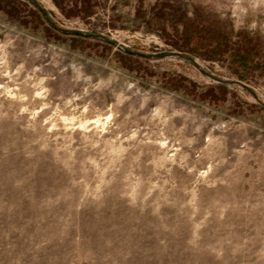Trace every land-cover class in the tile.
<instances>
[{"label": "rangeland", "instance_id": "obj_1", "mask_svg": "<svg viewBox=\"0 0 264 264\" xmlns=\"http://www.w3.org/2000/svg\"><path fill=\"white\" fill-rule=\"evenodd\" d=\"M36 1L0 0V264H264V0Z\"/></svg>", "mask_w": 264, "mask_h": 264}, {"label": "water", "instance_id": "obj_2", "mask_svg": "<svg viewBox=\"0 0 264 264\" xmlns=\"http://www.w3.org/2000/svg\"><path fill=\"white\" fill-rule=\"evenodd\" d=\"M30 1H32L33 2V4H35V6L40 10V11H42V13H46L45 12V10L42 8V6L36 1V0H30ZM45 16H46V14H45ZM47 17V16H46ZM181 56H183L184 58L186 57V58H189V57H187L186 55H184V54H180ZM231 81H233V82H235V83H237V82H240L238 79L237 80H231Z\"/></svg>", "mask_w": 264, "mask_h": 264}, {"label": "trees", "instance_id": "obj_3", "mask_svg": "<svg viewBox=\"0 0 264 264\" xmlns=\"http://www.w3.org/2000/svg\"><path fill=\"white\" fill-rule=\"evenodd\" d=\"M238 57H239V56H238ZM245 57H246V56H244L243 58H245ZM240 58H242V57H240ZM240 58H239V59H240Z\"/></svg>", "mask_w": 264, "mask_h": 264}]
</instances>
